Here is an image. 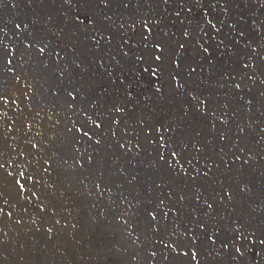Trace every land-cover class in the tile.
<instances>
[{
  "label": "rangeland",
  "instance_id": "1",
  "mask_svg": "<svg viewBox=\"0 0 264 264\" xmlns=\"http://www.w3.org/2000/svg\"><path fill=\"white\" fill-rule=\"evenodd\" d=\"M0 17V264H264V0Z\"/></svg>",
  "mask_w": 264,
  "mask_h": 264
},
{
  "label": "flooded vegetation",
  "instance_id": "2",
  "mask_svg": "<svg viewBox=\"0 0 264 264\" xmlns=\"http://www.w3.org/2000/svg\"><path fill=\"white\" fill-rule=\"evenodd\" d=\"M2 20H4V18H2ZM2 20L0 22V49L6 47L8 43H11L15 40L18 34L16 28L19 26V23H3ZM88 114L92 113H89L88 111ZM81 123H83V128H85V122L83 121Z\"/></svg>",
  "mask_w": 264,
  "mask_h": 264
},
{
  "label": "bare ground",
  "instance_id": "3",
  "mask_svg": "<svg viewBox=\"0 0 264 264\" xmlns=\"http://www.w3.org/2000/svg\"><path fill=\"white\" fill-rule=\"evenodd\" d=\"M261 35H264V28L263 31H261ZM230 52L234 53L236 57H240L238 53V49H235V47H229ZM242 69H239L237 72L238 74H251L255 69H253L247 62L243 61L241 62ZM192 69V68H191ZM196 70V69H195ZM228 83V81L225 80V84ZM130 163V162H129ZM103 171V170H102ZM112 172V171H111ZM113 173V172H112ZM112 181V180H111ZM112 183V182H111ZM117 187V186H116ZM121 188V187H120ZM106 190V189H105ZM120 190V189H119ZM115 191V190H114Z\"/></svg>",
  "mask_w": 264,
  "mask_h": 264
}]
</instances>
